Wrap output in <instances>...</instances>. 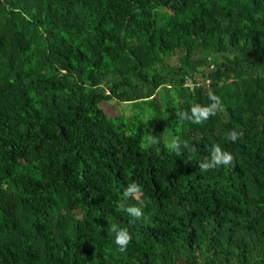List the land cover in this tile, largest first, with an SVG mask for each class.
Masks as SVG:
<instances>
[{"label": "trees", "instance_id": "16d2710c", "mask_svg": "<svg viewBox=\"0 0 264 264\" xmlns=\"http://www.w3.org/2000/svg\"><path fill=\"white\" fill-rule=\"evenodd\" d=\"M0 264H264V0H0Z\"/></svg>", "mask_w": 264, "mask_h": 264}, {"label": "rangeland", "instance_id": "374dc122", "mask_svg": "<svg viewBox=\"0 0 264 264\" xmlns=\"http://www.w3.org/2000/svg\"><path fill=\"white\" fill-rule=\"evenodd\" d=\"M100 105L103 107L106 114L110 117H124L125 115L132 114L133 113V104L131 102H121L117 101L115 99L108 100L106 102L102 101ZM143 108L145 109V113L149 114V106L147 104L143 105Z\"/></svg>", "mask_w": 264, "mask_h": 264}]
</instances>
